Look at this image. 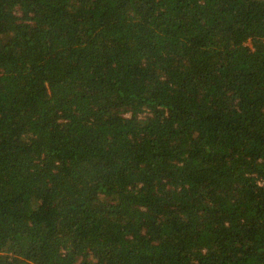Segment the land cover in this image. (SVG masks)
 I'll list each match as a JSON object with an SVG mask.
<instances>
[{
    "label": "trees",
    "instance_id": "1",
    "mask_svg": "<svg viewBox=\"0 0 264 264\" xmlns=\"http://www.w3.org/2000/svg\"><path fill=\"white\" fill-rule=\"evenodd\" d=\"M0 264H264V0H0Z\"/></svg>",
    "mask_w": 264,
    "mask_h": 264
}]
</instances>
